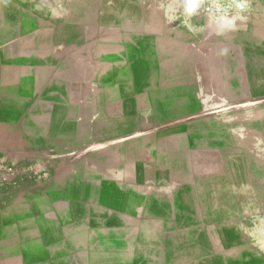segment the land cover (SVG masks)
Instances as JSON below:
<instances>
[{"label":"crops","instance_id":"0c3cea01","mask_svg":"<svg viewBox=\"0 0 264 264\" xmlns=\"http://www.w3.org/2000/svg\"><path fill=\"white\" fill-rule=\"evenodd\" d=\"M206 2L199 20L180 0L2 15L0 159L49 176L0 186V264H264V217L234 199L221 146L195 141L228 91L195 74L199 53L238 52L240 99H264V0Z\"/></svg>","mask_w":264,"mask_h":264},{"label":"rangeland","instance_id":"374dc122","mask_svg":"<svg viewBox=\"0 0 264 264\" xmlns=\"http://www.w3.org/2000/svg\"><path fill=\"white\" fill-rule=\"evenodd\" d=\"M32 1L13 0L11 3L10 0L8 2L0 0V19H4L2 17L4 14L11 16L19 5L22 7L31 5ZM38 1L42 2V0ZM180 1H184L183 7L194 12L195 18L198 20L203 15L213 13L214 10L213 4L206 0ZM227 7L233 8L235 4ZM153 44L147 45L152 51H154ZM163 51L161 52L165 55ZM149 54L152 56L155 52H149ZM220 55L222 53L212 52L208 57L199 53L196 58L195 74L199 77L211 76L215 81V86L221 78L227 82L228 91L226 100H224L225 98L218 100L216 91L210 95L212 100L203 101L201 106L203 109L207 104L212 110L220 107L225 113L211 115L210 131H205V135L202 137L196 136L195 141L203 142L204 140L209 144L217 143L221 146V149L225 151L223 155L227 158V175L233 183L232 189L238 191V196H235L234 199L240 205H250L257 209L259 215L264 217V99L254 102L249 99H240L238 93V52L231 51L227 56L219 59ZM9 166L15 168V175L12 177L14 183L18 181L24 184L28 180L37 183L49 176L48 170L42 162H10L5 159H0V175H3L5 168ZM0 186L5 188L8 185L0 181ZM22 195L23 198L20 202L23 206L20 207L25 209L29 197L25 193ZM26 263H28L27 260L20 261V264Z\"/></svg>","mask_w":264,"mask_h":264},{"label":"built area","instance_id":"2783aa9c","mask_svg":"<svg viewBox=\"0 0 264 264\" xmlns=\"http://www.w3.org/2000/svg\"><path fill=\"white\" fill-rule=\"evenodd\" d=\"M15 175V168L9 166L5 168L4 174L0 175V181L7 183L8 185H14L12 177ZM11 177V178H10Z\"/></svg>","mask_w":264,"mask_h":264}]
</instances>
